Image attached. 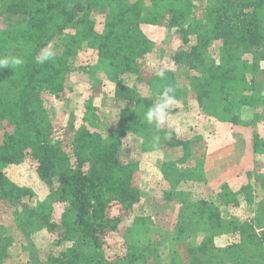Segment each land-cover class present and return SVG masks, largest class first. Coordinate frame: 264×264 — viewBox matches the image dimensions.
Returning <instances> with one entry per match:
<instances>
[{
	"label": "rangeland",
	"instance_id": "374dc122",
	"mask_svg": "<svg viewBox=\"0 0 264 264\" xmlns=\"http://www.w3.org/2000/svg\"><path fill=\"white\" fill-rule=\"evenodd\" d=\"M120 1L134 12L114 15L112 39L125 43L135 29L140 41L116 58L129 71L99 62L92 44L105 38L110 11L91 4L46 45L56 51L46 70L55 90L40 94L49 140L102 198L100 225L82 232L57 179L41 178L23 149L20 162H0V264H262L264 2L236 20L220 0L177 3L183 19L159 16L155 0ZM11 4L0 0V29L26 16ZM169 86L177 104L157 130L143 116ZM220 168L242 183H223L214 198L206 172ZM226 200L232 207H219ZM248 205L251 219L241 214Z\"/></svg>",
	"mask_w": 264,
	"mask_h": 264
},
{
	"label": "trees",
	"instance_id": "16d2710c",
	"mask_svg": "<svg viewBox=\"0 0 264 264\" xmlns=\"http://www.w3.org/2000/svg\"><path fill=\"white\" fill-rule=\"evenodd\" d=\"M8 1L12 2L10 5L12 8L16 7L26 16L20 22L13 24L14 27L0 29V57L20 55L23 57L24 63L20 67L0 69V131L3 122L12 127L11 133L5 132L0 135V162L5 165L11 162L18 163L22 160L23 149H26L36 163L37 172L41 178L51 181L53 178L57 179L60 191L69 198L75 210L76 219L82 232L94 235L100 225L99 213L103 210L104 204L101 196L95 192V185L90 177L80 170L70 169L68 159L60 152L56 142L52 143L49 140L47 129L50 124L42 107L40 94L44 89L55 90L52 83L53 76L46 71L48 67L50 69L49 64L52 65V62L41 64L38 62L37 56L60 27L64 28L72 24L76 15L89 9L91 4L101 3L103 5L105 2L110 11L108 16L110 27L107 28L105 38L94 40L92 46L97 51L102 66L108 70L112 67L119 68L123 73H126L129 71L128 65L125 61L116 58L125 49L131 50L140 46L139 34H135V29V31L129 30L128 34L123 33V36H127V41L117 46L120 35L112 39L116 21H118L114 15H119L121 12L124 16L127 13H133L134 9H125L120 0ZM174 1L155 0L154 6L157 14L162 16L173 12L174 15H181L174 6L183 0ZM252 1L220 0V8L224 10L227 5L229 7L227 8L228 14L237 20L244 5L247 6ZM256 1L259 4L264 2V0ZM12 8V13H15ZM8 23L12 22L8 21ZM209 24L212 26L216 22ZM113 59H115V64H112ZM121 66L122 68H120ZM208 68L214 73L218 69L212 64L208 65ZM225 75L227 80V74ZM216 77L217 75L214 76V79H217ZM209 78L211 79V76ZM216 81L221 80L217 79ZM220 86L224 88L223 84ZM235 87L237 86H232L233 90ZM230 89L224 90L226 97H229ZM233 90L231 89V93L234 92ZM256 239L262 246V264H264V232L256 236Z\"/></svg>",
	"mask_w": 264,
	"mask_h": 264
},
{
	"label": "clouds",
	"instance_id": "9594fccd",
	"mask_svg": "<svg viewBox=\"0 0 264 264\" xmlns=\"http://www.w3.org/2000/svg\"><path fill=\"white\" fill-rule=\"evenodd\" d=\"M56 56V51L50 46H46L41 49L37 56L39 63L44 64L53 60ZM24 63L23 57L20 55H7L0 57V69L10 67H20ZM157 75L163 78L165 73L163 71L158 72ZM177 104L175 97V88L169 86L165 87L159 94L158 98L149 106L144 113L143 119L149 124L154 125L157 130L164 128L168 122L169 111L174 105ZM171 137V133H168V138ZM159 136L154 137V140L158 143Z\"/></svg>",
	"mask_w": 264,
	"mask_h": 264
},
{
	"label": "crops",
	"instance_id": "0c3cea01",
	"mask_svg": "<svg viewBox=\"0 0 264 264\" xmlns=\"http://www.w3.org/2000/svg\"><path fill=\"white\" fill-rule=\"evenodd\" d=\"M224 166H226V165H224ZM223 166V167H224ZM238 169V168H237ZM211 173H216L215 175H214V178L212 177V175H210ZM206 174H207V176H206V178L205 179H207L208 180V185H209V190H208V192L210 193V192H212V196L214 197V198H219L220 197V194H218V188L219 187H221V185L223 184V183H227V184H237V185H240V183H242V181L240 180L239 181V172L237 171V173L236 174H233V175H231V173L229 172V170H228V168H220V169H218V170H215V171H207L206 172ZM247 187V186H246ZM220 193V192H219ZM230 202L231 201H225L224 203L223 202H220V206L219 207H222V208H229V207H232L231 206V204H230ZM236 207H234V208H242L243 206H240L239 207V205L237 204V205H235ZM253 208H256L255 206H253V205H248L247 207H245V212H244V210L243 211H241V214L242 215H246L245 217H246V219L247 218H250L251 219V217L253 218L254 217V215L256 214V212H257V210H252ZM238 210V209H237ZM253 213V214H252ZM244 217V216H243ZM264 229V227L262 228V230ZM222 257H223V254H218V255H215V258L214 259H221L222 260ZM230 258H231V260L233 261V260H236L237 261V259H239L238 258V256H235V255H230ZM210 259H211V257H210ZM217 263V262H216ZM215 263V264H216Z\"/></svg>",
	"mask_w": 264,
	"mask_h": 264
}]
</instances>
